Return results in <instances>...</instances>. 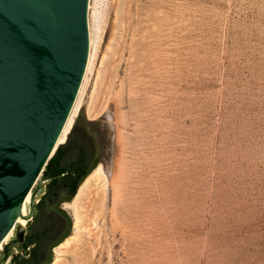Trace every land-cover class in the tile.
<instances>
[{"label":"rangeland","instance_id":"obj_1","mask_svg":"<svg viewBox=\"0 0 264 264\" xmlns=\"http://www.w3.org/2000/svg\"><path fill=\"white\" fill-rule=\"evenodd\" d=\"M89 28L69 133L108 181L65 203L45 264H264V0H90Z\"/></svg>","mask_w":264,"mask_h":264},{"label":"water","instance_id":"obj_2","mask_svg":"<svg viewBox=\"0 0 264 264\" xmlns=\"http://www.w3.org/2000/svg\"><path fill=\"white\" fill-rule=\"evenodd\" d=\"M90 0H0V248L55 155L73 110L90 54ZM44 177L48 182L63 178ZM6 246L0 264L10 260ZM2 255V252L0 256ZM29 258L26 254H18Z\"/></svg>","mask_w":264,"mask_h":264},{"label":"trees","instance_id":"obj_3","mask_svg":"<svg viewBox=\"0 0 264 264\" xmlns=\"http://www.w3.org/2000/svg\"><path fill=\"white\" fill-rule=\"evenodd\" d=\"M102 146L95 136L88 130V125L77 119L67 141L60 145L55 155L51 158L46 166L44 177L60 176L68 174L65 179H70L72 184L71 198L77 192L81 182L89 176L99 165L102 159ZM71 221L69 220V228ZM32 225V224H31ZM67 234L64 238L68 235ZM37 246L30 251L23 248L26 256L34 254L32 257H22L16 255L12 259V264H45L50 260V253L53 245L50 246L49 254L46 259L40 258L43 252V240L36 239Z\"/></svg>","mask_w":264,"mask_h":264},{"label":"flooded vegetation","instance_id":"obj_4","mask_svg":"<svg viewBox=\"0 0 264 264\" xmlns=\"http://www.w3.org/2000/svg\"><path fill=\"white\" fill-rule=\"evenodd\" d=\"M67 175L65 174L63 178L47 183L41 193V198L32 220L33 224L27 229L21 244L22 248L30 251L37 246L36 239H42L44 249L40 254V258L43 259L47 258L50 246L53 245L52 249L55 248L64 239L69 229L70 218L65 211L64 205L71 200L70 196L73 189L70 179H65ZM33 255L30 254V257Z\"/></svg>","mask_w":264,"mask_h":264},{"label":"bare ground","instance_id":"obj_5","mask_svg":"<svg viewBox=\"0 0 264 264\" xmlns=\"http://www.w3.org/2000/svg\"><path fill=\"white\" fill-rule=\"evenodd\" d=\"M90 4V3H89ZM89 31H90V28H89ZM92 47H93V40L92 38L90 37V54H89V62H88V66H87V70H86V73H85V76H84V79L85 77L87 76V73L89 71V67H90V64H91V52H92ZM81 90V88H80ZM81 92V91H79ZM79 96V94H78ZM78 98V97H77ZM77 102L78 100L76 99V102L74 104V107L73 109L75 110L76 106H77ZM74 110H72L71 114H70V117L65 125V128L62 132V135L59 139V144H63L65 143V140L68 136V133H69V126H70V122H71V115L74 113ZM106 180L108 181V176L102 166V164H100L88 177L87 179L84 181V183L82 184V186L80 187V190H79V195H83L84 192L86 190L89 189L90 187V184L92 182H97V181H100V180ZM32 203V191L28 194V196L26 197L24 203H23V207H22V211L20 212L19 216H18V219H17V225H20L21 227H23L25 225L28 224V218L30 216V209L28 208V205ZM14 233V230H12L9 235L5 238L4 242L2 243L1 245V248H0V254H1V250L3 249L4 245L8 243L9 239L12 237ZM73 238V237H72ZM70 241V240H69Z\"/></svg>","mask_w":264,"mask_h":264}]
</instances>
